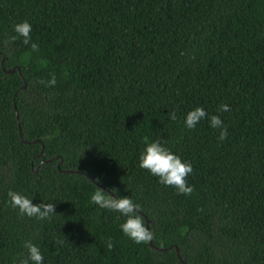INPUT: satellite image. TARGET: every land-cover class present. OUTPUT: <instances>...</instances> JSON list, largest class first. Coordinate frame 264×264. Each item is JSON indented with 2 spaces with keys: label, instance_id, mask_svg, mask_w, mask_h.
Returning a JSON list of instances; mask_svg holds the SVG:
<instances>
[{
  "label": "trees",
  "instance_id": "1",
  "mask_svg": "<svg viewBox=\"0 0 264 264\" xmlns=\"http://www.w3.org/2000/svg\"><path fill=\"white\" fill-rule=\"evenodd\" d=\"M184 263L264 264V0H0V264Z\"/></svg>",
  "mask_w": 264,
  "mask_h": 264
},
{
  "label": "water",
  "instance_id": "2",
  "mask_svg": "<svg viewBox=\"0 0 264 264\" xmlns=\"http://www.w3.org/2000/svg\"><path fill=\"white\" fill-rule=\"evenodd\" d=\"M1 64H3V58H2V60H1ZM15 68L14 67H12V68H10V69H7L6 70V72H12L13 70H14ZM17 69H18V67H17ZM19 70V69H18ZM22 88L24 87V84L21 86ZM16 110V109H15ZM42 149H43V146H42ZM42 149L40 150V152H39V154H41L42 153ZM41 162H44V160H42ZM60 163H61V158H59V160H58V162H57V164H56V167H57V169L59 170V171H62V172H65V171H69V170H61L60 169ZM70 171H72V170H70ZM77 172H79V173H82L83 175H85V176H87L93 183H95L97 186H99V187H101L102 189H104V190H106L108 193H110L112 196H113V198L114 199H116V200H118L117 199V197L109 190V189H107L106 187H104L103 185H101L98 181H96L91 175H89L88 173H86V172H82V171H77ZM119 201V200H118ZM131 209H133V210H136L135 208H133V207H131ZM146 225H147V227H148V219L146 218ZM148 243H149V245L151 246V247H153V248H157V249H167V248H158V247H155L154 245H153V243H152V238H151V235L148 233ZM175 251H176V254L178 255V249L175 247ZM184 264H186V263H184Z\"/></svg>",
  "mask_w": 264,
  "mask_h": 264
}]
</instances>
